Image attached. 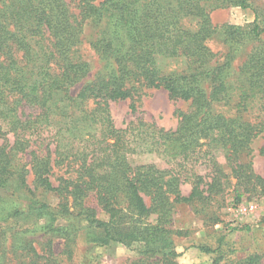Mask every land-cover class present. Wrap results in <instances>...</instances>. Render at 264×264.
<instances>
[{
    "label": "trees",
    "instance_id": "1",
    "mask_svg": "<svg viewBox=\"0 0 264 264\" xmlns=\"http://www.w3.org/2000/svg\"><path fill=\"white\" fill-rule=\"evenodd\" d=\"M227 7L255 11L251 0H0V189L13 190L0 194V264H62L82 232L95 246L143 244L144 258L128 264H180L168 230L178 205L217 223L231 189L228 205L264 197L250 159L264 133V27L257 14L219 29L212 12ZM90 24L89 48L108 66L75 95L92 72ZM218 35L223 61L210 45ZM256 42L230 74L231 51ZM151 89L188 103L176 129L141 119L117 127L111 103L135 112ZM144 154L166 167L128 160ZM42 231L52 236L40 254L28 235Z\"/></svg>",
    "mask_w": 264,
    "mask_h": 264
},
{
    "label": "rangeland",
    "instance_id": "2",
    "mask_svg": "<svg viewBox=\"0 0 264 264\" xmlns=\"http://www.w3.org/2000/svg\"><path fill=\"white\" fill-rule=\"evenodd\" d=\"M255 7L253 9H241L239 7H227L212 12V22L219 29L226 24L236 26H246L255 21L257 14L262 27H264V0H251ZM95 29L91 24L87 25L84 34V51L86 59L92 66L91 75L82 84L73 88V93L78 94L81 87L94 79V77L106 67L107 62L100 60L94 50L89 48L88 39L95 34ZM210 45L215 52L223 51L218 57L224 60V55L228 54V48L221 40L224 35H218ZM264 40V34L261 37ZM256 43H248L240 48L231 51V70L230 74L238 71L239 67L251 52L252 46ZM224 47L225 50L223 49ZM165 68H181L184 63L179 60H166L160 62ZM108 66V64H107ZM188 103L175 101L168 96L164 90L151 89L146 96L137 105L133 112L130 108V101H121L111 103V113L115 124L119 128H124L132 121L144 120L154 122L158 126L167 130L176 129L178 119L176 111L178 109L186 110ZM1 143V140H0ZM219 161L225 164L222 154H218ZM250 159L253 162L254 170L257 174L264 176V133L256 138L252 143V154ZM132 165L157 164L159 167H166L164 161L154 154L132 155L128 158ZM229 170L227 169V172ZM230 172V171H229ZM201 174H206V167H201ZM235 183V181H233ZM184 194L190 192V185L182 186ZM231 189L226 194V203L217 210L220 222L213 223L204 218V214L199 212L197 205H178L175 215L172 217V223L168 230L173 232L175 240V251L177 261L180 264H249L250 258L255 256L253 264H264V197H252L249 201H244L238 205H228L233 196ZM2 196L11 197L12 189H0ZM46 201L52 205L58 202L54 195L46 196ZM227 204V205H226ZM217 209L215 207L214 211ZM106 219L104 214L100 216ZM152 217L149 222H155ZM44 224V221L41 222ZM84 232L78 233V243L74 256L68 259L67 256L62 264H128L144 258L141 254L143 244H134L127 247L118 243H110L104 247L90 245L85 241ZM176 233V234H175ZM52 235L48 232H39L29 234V239L35 241L34 247L40 254L43 253V245L48 242ZM55 237V236H54ZM15 237L7 235L4 238V244L10 246ZM54 251L63 250V238H54ZM62 249V250H61ZM10 264H18L14 258Z\"/></svg>",
    "mask_w": 264,
    "mask_h": 264
}]
</instances>
